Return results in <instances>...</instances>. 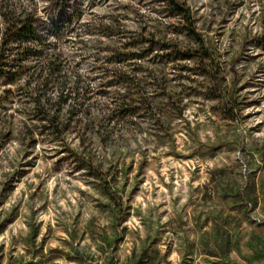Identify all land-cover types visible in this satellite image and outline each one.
Returning a JSON list of instances; mask_svg holds the SVG:
<instances>
[{
    "label": "rangeland",
    "instance_id": "rangeland-1",
    "mask_svg": "<svg viewBox=\"0 0 264 264\" xmlns=\"http://www.w3.org/2000/svg\"><path fill=\"white\" fill-rule=\"evenodd\" d=\"M7 1L36 8L79 91L57 136L34 104L59 95L44 61L0 88V264H264V0H181L202 62L141 44L198 50L163 0ZM100 66L135 68L145 107L112 114Z\"/></svg>",
    "mask_w": 264,
    "mask_h": 264
},
{
    "label": "trees",
    "instance_id": "trees-1",
    "mask_svg": "<svg viewBox=\"0 0 264 264\" xmlns=\"http://www.w3.org/2000/svg\"><path fill=\"white\" fill-rule=\"evenodd\" d=\"M165 12L171 18H178L181 21L179 32L198 47V50H185L176 44H165L163 41H142L150 43V51L153 50H169L167 56L172 60L191 61L198 59L203 61L211 57V49H209L202 37L197 33L194 21L189 8L181 0H163ZM35 7L22 8L16 4H10L7 0H0V88L2 86L15 85L23 76L30 73L32 69H37L38 61H44V64L38 68L37 73L40 81L37 82L38 87L43 91L49 88H55L59 91L57 103L54 105H46L48 100L37 97L34 100L35 107L41 111L40 118L45 121L54 134L62 136L65 126L59 121V113L61 111L62 102L68 99L78 100L79 82L74 85H68L66 78L60 75L62 69L61 53L47 54V46L37 31V12ZM148 52L144 55L134 56L130 53L123 54L122 63L130 64L136 59H144ZM130 67V65H128ZM129 67L126 70L108 69L105 67H96L95 70L102 73L105 78H110L101 85L102 88H111L118 85L122 93H117L113 97L117 101V109L112 114H119L121 117H127L133 114V105L144 108L148 99L139 95L137 87L142 84V75L140 79H136L137 75L133 74L134 69ZM142 70V69H137ZM79 79V76H77ZM136 82L134 83V80ZM84 92L83 94H86ZM73 97V98H72ZM76 98V99H75ZM44 102V103H43ZM116 112V113H114Z\"/></svg>",
    "mask_w": 264,
    "mask_h": 264
}]
</instances>
